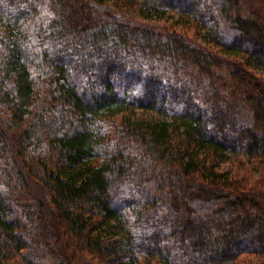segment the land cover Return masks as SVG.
Segmentation results:
<instances>
[{
	"label": "trees",
	"instance_id": "1",
	"mask_svg": "<svg viewBox=\"0 0 264 264\" xmlns=\"http://www.w3.org/2000/svg\"><path fill=\"white\" fill-rule=\"evenodd\" d=\"M240 158L264 167L246 0H0V264L264 257Z\"/></svg>",
	"mask_w": 264,
	"mask_h": 264
},
{
	"label": "rangeland",
	"instance_id": "2",
	"mask_svg": "<svg viewBox=\"0 0 264 264\" xmlns=\"http://www.w3.org/2000/svg\"><path fill=\"white\" fill-rule=\"evenodd\" d=\"M246 3L249 11L258 13L260 16H262L264 20V0H246ZM177 17H178L177 14L172 13L171 15L168 16V22L176 23L177 25L178 24ZM160 23L164 24L166 23V21ZM241 160L242 158H240L239 161L238 159L233 160V164H229V165L232 166L234 165V170L235 169L237 170L236 171L237 175H239V177H245L250 187L253 186V188L255 189L264 191V179H262V177L264 176L262 174L263 172L260 170L261 171L260 173L255 170L256 168H259L261 166L258 164L254 165L253 163L250 164L248 162ZM261 169L264 170V167H261ZM236 264H264V257L251 255V254H244L239 258Z\"/></svg>",
	"mask_w": 264,
	"mask_h": 264
}]
</instances>
